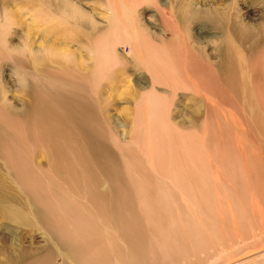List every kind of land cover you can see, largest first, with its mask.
Returning a JSON list of instances; mask_svg holds the SVG:
<instances>
[{
    "label": "rangeland",
    "instance_id": "rangeland-1",
    "mask_svg": "<svg viewBox=\"0 0 264 264\" xmlns=\"http://www.w3.org/2000/svg\"><path fill=\"white\" fill-rule=\"evenodd\" d=\"M115 1L116 4L119 5L118 7L119 10H121V15L124 17H130L125 5L131 0ZM106 2L107 0H0V69L2 70L3 81L9 84L8 88H10V86L14 88L18 82L17 80L20 79L28 80L32 86H36V84L41 87L42 85L46 86L45 84L49 86V83L51 82L49 75L63 78L62 75L66 72L71 73L75 78L77 77L74 81L79 79L83 81L82 83L86 86L83 95L86 98L87 103L92 105L93 114L97 117V122L103 127L105 136L108 138V150L111 156V162L116 165V169L120 172L119 177L122 178V180L128 178L135 180L138 175L140 176L141 196H138L135 200V198H133L135 197L134 192L131 187L128 188L129 191L126 189L125 193L123 192L132 197L131 205L128 207L127 211L131 212L133 216H140L141 213V227L147 232V235L144 237L146 242H152L155 240L156 243H160L161 241L174 243V250H176L175 253L177 254L174 255L175 253H172L173 257L176 256L175 258H178L180 256L181 258L178 259H183V262L177 264H225V262L228 261V258L234 255V252L238 253L243 249L251 252L263 247L264 0H216V3H219V6L224 3L226 6L225 13L228 15L237 14L238 16L237 12L239 11L242 20L249 24V28L252 32V40L258 41V44L256 45V48L252 49L249 45V56L242 50H239V54H236L235 62L238 67H236L235 73L238 76V79L240 78L238 82L239 84L237 85V91H235L236 94L231 92L228 86L224 84V90L220 89L221 92L220 90L217 91L215 88L217 84L213 81H211L212 83L207 81L197 82L196 85H198V91H192V87L190 86L188 87L190 90L181 88L179 91V88L176 90L174 96L168 95V93L166 94L165 89L159 87L157 92L161 95H159L160 100L162 99L161 101L163 102L165 109L168 110L162 113L164 115L159 118L165 121L167 130L164 126H157V124L152 127L146 125V116L143 112L141 113V111L136 119L135 109L140 103V99L136 93L140 92L138 88L134 86L133 82L134 78L137 80L145 74L141 69H135L132 65H128V68L125 69L124 66H122L123 63L121 64L118 60L119 65L112 68L110 71L103 72L105 74L98 79L99 81H95V83L92 79L95 72V70H93L96 64L95 61L99 58H105L107 61H110V59H113L114 57L119 58L122 61L125 60L121 55L123 49L119 46L114 48L110 46L109 39L105 41L101 48L95 45L98 44L99 38L97 36L98 34H96L97 31L94 25L96 24L98 26L100 24L105 28L112 20H109V14L107 13L109 6ZM151 4L153 5V3ZM152 5L146 3L145 5L136 6L135 3L136 7L133 13L136 23H138L139 20V25H144L143 32L146 35L148 32H151L157 37H159L158 34L160 33L163 36H168L165 31H162L161 26H159L161 24L157 21ZM169 15L172 18L173 23L176 16L174 13ZM187 20V16H179L178 26L181 29V33H178L177 31V35H181L186 42H190V37H194L198 31L194 28L192 22ZM79 25H84L87 29L81 28ZM101 26H99V29ZM202 34H205V32ZM214 35L218 36L216 35V32H214ZM220 36L221 34H219V37ZM103 37L108 38L105 35ZM103 37L102 41L105 39ZM96 38L98 39L96 40ZM230 45H232V42ZM100 50H102V52ZM210 50L209 46L205 49L206 53H211ZM103 54L105 57L102 56ZM210 58L208 59L209 61ZM198 62L202 68V74L213 77L215 76L213 68L211 69L209 64H206V62L202 60H198ZM103 66L107 65L103 64ZM65 77H67V79H65L66 82L69 83L71 78L69 76ZM84 79L85 81L88 79V81H86L87 84ZM72 82L73 81L71 80V83ZM140 86L144 87L145 83L143 85L140 84ZM134 94L137 98H135ZM11 96L14 97L13 103L15 102L14 105H16L19 96L15 93H9L7 95L8 98ZM206 98H209V100L211 99V102L214 103L215 106L210 109L206 108L204 104ZM137 101H139L138 104ZM160 119L158 122H160ZM94 123L93 129L95 130V133H97V128L94 127ZM203 123L204 125L206 124L204 128L202 127ZM91 126V123L87 124V127ZM131 128H133V130ZM22 131H20L18 127L16 132H20V134L14 135L17 138H21V136L24 135L27 137L26 133L28 134L30 132H28V130ZM216 133L217 138L221 142L218 144L220 148L218 154H221L220 156L223 155V157H221L220 174L215 173L216 171L208 161V157L211 155L210 152L213 151L212 148L216 146L214 143ZM164 137L166 139H164ZM109 138L114 140L113 143ZM183 138L186 139L187 148H190L191 151L193 149L196 153L197 151L201 152L204 156L203 161H206L203 162V166L198 165L196 162L189 161L190 165L188 170L190 175L191 172H193L192 170L196 171V182H192L189 174H186L185 181L188 191L182 188L181 185L178 191L174 185L170 184L169 175L167 176V179H165L164 175L167 170H169L170 174L173 173V175H175L176 171V166L173 165L174 160H167L168 158L170 159V156L169 154L167 155V151L164 147L170 148L167 145L168 140L170 139V146L176 144L178 148H180V143H182L181 139ZM151 139H156L157 146H162V150H157V157L155 156L156 160L154 163L157 165L153 164V166L160 172L159 175L152 170L147 159V141ZM55 140L59 141L57 138ZM116 145L123 147L124 150L128 152V156H124L125 159H122L116 149ZM44 151L45 147L42 150L40 148L36 149L31 157L29 154V157L32 160L31 163L34 162L35 164H39L41 162L40 164L44 168L41 172L35 169L36 166H31L32 170L34 169L37 174L36 177L40 182L39 187L43 188V175L51 173V176H49L51 177L52 183H63L66 187L73 189V193H70L72 191H68L63 195L76 205V208L82 216L81 221H83V218L93 220V218H95V211L92 209V206L84 205L79 207L75 201L72 200L74 198L73 195L78 196L79 194L80 196L81 193L76 187L78 186V183L76 184L74 175L68 174L65 177H59L58 174H54V170L52 172L50 169V162L46 151ZM215 159L217 158L215 157ZM166 162L168 165H162V163L165 164ZM47 165L49 166V171L46 172L48 168ZM231 167H233V169ZM62 168L68 171V161L62 163ZM134 168H136V170ZM93 169V175L96 177V180L100 179L96 174V169L94 167ZM0 171V173L5 174L3 170ZM127 173L130 174L127 175ZM202 175L205 176V178ZM45 176L47 177V175ZM156 176L158 177L157 180L159 185L164 184L165 186L163 185V191H158V193L154 194L155 191L152 193L154 187L151 185V180L153 177L156 179ZM207 177L209 178L207 179ZM9 182L13 188L17 190V186L15 187L11 181ZM200 183H203V189L205 190L211 187V190H207V192L203 190V198L204 196H206L205 198H207V196L214 197L219 193L218 195L221 196V198L228 200L230 202L228 205H230L228 206L226 202L222 204L223 206L220 204L214 205L213 203L206 204L207 207L204 206V208L203 206L196 205V201H200V197L198 196H201V194L195 193L192 189L195 187V184L199 185ZM124 184H126V182ZM86 185L88 186V181ZM40 188L38 192L42 191ZM143 188H146V190L149 191H146ZM133 189L135 190V187H133ZM98 191L106 193L107 188L104 185L99 186L98 188L93 185V196L94 193ZM145 193L148 197L147 195L145 197ZM142 195L147 201H145L144 197L139 198L142 197ZM168 195L173 197L175 205L174 208H172L173 210L171 209L166 214L168 216L173 215V217L178 216L182 223L177 222V224L180 226L185 225L189 228L187 231L188 238L186 237V239H184V236H178L179 240L177 239V235H174L176 234L175 231L169 229L168 226L170 223L168 220L164 219L163 215L156 221L155 225H153L150 220V217L153 214V198L156 197V202L160 203L156 210L161 211V208L163 209V206L169 201ZM184 197L188 198L187 200L190 203L189 210L193 212L190 216L187 215V213L190 212H187L186 215H182L184 207L180 205V202L182 199H185ZM96 198L97 197H94L93 203H97V207L98 205L101 206L104 210L103 213L107 215V210H111L110 205H103V201L100 198H97L96 201ZM178 198H180V200ZM47 204L50 209L51 202ZM141 205L142 207L147 206L146 212L149 213L145 214V207L142 208ZM107 206L108 208H106ZM227 206L230 207L232 211L227 212ZM25 208L27 207L22 206L23 212H25ZM139 208L141 209L139 210ZM143 209L145 213L140 212L143 211ZM178 210L181 216L177 215ZM61 216L62 212L58 211L56 219L58 223H60V219H64ZM231 216L233 219L230 218ZM74 218V215L68 216V219L71 221ZM108 221V223L111 224L108 228L110 229V233L115 234L117 229L116 223H114L111 218L108 219ZM189 221L192 222L193 225L190 224ZM152 226L157 227V229ZM146 227L148 228L146 229ZM224 227L231 229L236 227V229H227L229 231L224 235L222 233ZM191 228L197 230L195 232H198V235H195V232L193 233ZM234 230H237V232ZM149 231L152 232L150 233ZM184 232L185 231H181V233ZM152 233L155 237L150 236ZM164 233L166 236L161 239V241L160 239H157V237L164 236ZM111 238L112 237L109 236L107 241L105 239L106 242H93V247L86 242L81 243L82 245L78 249L67 250L63 252L61 256L59 254L61 253L59 249L53 247L57 254L55 256L56 261L54 264H84L80 259H92L95 251H99V257L94 259L95 261H93V264H101V253L105 252L104 254L109 255L112 252L113 247H121L124 249L125 253V246L120 242L114 245L115 239L111 240ZM45 239L47 238L43 230H34V232H30V229L19 228L12 222L0 218V264H10L8 263L10 257L13 258V260H16L20 248H42L45 245ZM167 239L170 242L167 241ZM234 242H239L240 244ZM225 244H227V248L226 250H223ZM235 244L237 245V248L234 246ZM200 248L202 250H200ZM34 249H30L32 255L38 253ZM81 250L83 253H80ZM68 253H70V255ZM77 260L78 262H75ZM13 264L16 263L13 262Z\"/></svg>",
    "mask_w": 264,
    "mask_h": 264
},
{
    "label": "bare ground",
    "instance_id": "bare-ground-1",
    "mask_svg": "<svg viewBox=\"0 0 264 264\" xmlns=\"http://www.w3.org/2000/svg\"><path fill=\"white\" fill-rule=\"evenodd\" d=\"M106 3H108L109 6V10L107 12L109 14V20H112L105 28H103L100 24L98 26L96 24L94 25L97 31L96 34H98L97 36L99 38H96V40L98 39L99 41L98 44L95 45L101 48L105 41L109 39L110 46L113 48L119 46L123 49L121 55L125 60L122 61L121 59L114 57L113 59H110V61H107L105 58H99L95 61L96 64L93 69L95 72L92 79L94 82L99 81L98 79L105 74L103 72L110 71L112 68L117 67L119 65V61L121 64L123 63L122 66H124L125 69L128 68V65H132L135 69H141V71L145 74L140 77L141 79L139 78L140 80H136V78H134L133 82L134 86H136L140 92L136 93L140 99V103L137 101V104H139L135 109L136 119L141 111V113L143 112L146 116V125L152 127L157 124V126H164L167 130L165 121L159 118L164 115L162 113L168 111L165 109L164 104L161 101L162 99L160 100L161 95L157 92L159 87L164 88L166 94L168 93V95L174 96L176 90L179 88V91L181 88L187 90L190 86L192 87V91H198V85H196L197 82L207 81L212 83L211 81H213L217 84V86H215L217 91L220 89L224 90V85H227L231 92L235 93V91H237V85L239 84L238 82L240 78L238 79V76L235 73V69L238 67L235 62L236 54H239V50H242L249 56V45L252 49L256 48V45L258 44V41L252 40V32L249 28V24L242 20L239 15V11L237 12L238 16L237 14L228 15L225 13L226 6L224 3L219 6V3H216V0H131L125 5L130 17H124L121 15V10H119V5L116 4L115 0H107ZM135 3L136 6L145 5L146 3L152 5L151 3H153L152 7L154 8L157 21L161 24L159 26H161L162 31H165L168 36H163L160 33L158 34L159 38L154 36L151 32V34L149 32L147 35L144 34V25H139L140 21L138 20V23H136V20L134 19L133 11L136 7ZM173 13L176 16V19L172 23V18L169 14ZM180 15L187 16L188 20L192 22V25L198 31L194 37L189 36L190 39H188L190 42H186L181 35H177L178 33H181V29L178 26ZM79 26L87 29L84 25ZM99 26H101L100 29ZM203 32H205V34H202ZM214 32H216V35L218 36H215ZM219 34H221L220 37ZM104 35L108 38L103 37ZM102 37L105 38L103 40L104 42L102 41ZM231 42L232 45H230ZM208 46L211 49V53H206L205 51ZM100 51L102 52V50ZM102 56H104V54ZM209 58L210 61L208 60ZM198 60H202L206 62V64H209L211 69L213 68L215 76L213 77L202 74V68ZM103 64L107 66H103ZM62 76L63 78L56 77L55 75H49L51 80V82L49 81V86L45 83L44 84L46 86L42 85V87L37 86L38 84H36V86H32L28 80L26 81L24 79H20L17 80L18 82L14 88L11 86L8 88L9 84L3 81L2 70L0 69V170L5 172V174L0 173V218H4L5 220L12 222L19 228L30 229V232H34V230H43L47 238L45 239L46 242L42 248H20L17 259L13 260L11 257L9 259L7 258L8 263L54 264L56 261L55 256L57 254L55 253L56 250L54 251L53 247H57L59 249L61 252L59 254L61 256V254L67 250L78 249L82 245L81 243L86 242L93 247V242L105 241V239L107 241L109 236L112 237L111 240L115 239L114 245L120 242L125 246L126 251L124 253V249L121 247H113V250L109 255L104 254L105 252L101 253V264H177L183 262V259H178L181 258L180 256L175 258L176 256L173 257L172 255V253H175L176 251L174 250V243H171L168 239L167 241L170 243L161 241V239L166 236L165 233L164 236L157 237V239H160V243H156L155 240L152 242H146L144 240L147 232L141 227L142 215L140 213V218V216H133L131 212L127 211L128 207L131 205L132 197L129 194H124L126 189L129 191L128 188L131 187L134 192L135 197L133 198H135V200L138 196H141L140 194L142 191L140 190V176H135V180L128 178L126 179L127 181L122 180V178L119 177L120 172L116 169V165L111 162L112 160L108 150V138L105 136L103 127H101V125L97 122V117L93 114L92 105L87 103L86 98L83 95L86 90L85 84L82 83L83 81L81 79H79L80 81L76 80L77 82L74 81L77 77H73L71 73L66 72ZM65 76H69L71 78L69 83L66 82L65 79H67V77ZM71 80L74 83H71ZM86 81H88V79ZM86 81L85 83L87 84ZM144 83V87L140 86V84L143 85ZM9 93H15L19 96L17 98L16 105H14L15 102L13 103L14 97H7ZM136 95L134 94L135 98H137ZM204 104L206 108L209 109L215 106L209 98L204 100ZM159 119L160 122H158ZM88 123H91L92 126L87 127ZM93 123L94 127L97 128V133H95V130L93 129ZM205 125L203 123L202 127L204 128ZM18 127L20 131H30L28 134L26 133L27 137L24 135L21 136V138H17L14 135L20 134V132H16ZM133 128L131 129L133 130ZM23 137H26V140ZM56 138L59 141H56ZM164 139L166 138L164 137ZM110 140L113 143L114 140ZM181 140L182 143H180V148H178L176 144H172V146H170V139L167 143L170 148L164 147L167 151V155L169 154L170 156V159L168 158L167 160H174L173 165L176 166L175 175H173V173L170 174L169 170H167L164 175L165 179H167V176L169 175L170 184L174 185L178 191L180 189V185L188 191L185 181L186 174H189L192 182H196V171L192 170L194 173L191 172L190 175L188 170L190 165L189 161L196 162L200 166H203V162L206 161H203L204 156L201 152L197 151L196 153L193 149L191 151L190 148H187L186 139L183 138ZM147 142V159L149 161V165L152 170L159 175L160 172L153 166V164H156L154 163L156 160L155 156L157 157V150H162V146H157L156 139H151ZM214 143L216 146L212 148L213 151L210 152L211 155L208 157V161L216 171L215 173L218 174L219 170H221L220 164L221 157H223V155L220 156L221 154H218V151L220 150L218 144L221 142L217 138V133ZM118 145H116V149L122 159H125L124 156H128V152L124 150L123 147ZM44 147L50 162V169L52 172L54 170V174H58L59 177H65L68 174L74 175V179H76L75 182L76 184L78 183V186H75L81 193L80 196L79 194L78 196L73 195L74 198L72 200L75 201L79 207L84 205L92 206V209L95 211V218H93V220L83 218V221H81L82 216L76 208V205L63 195L73 189L66 187L63 183H52L50 177L51 173L45 174L47 177L43 175V188L39 187L40 182L36 177L37 174L34 169L32 170L31 166H36L37 168L35 167V169H37V171H41L44 168L40 164L41 162L39 164H35L34 162L31 163L32 160L30 157L31 155L33 156L36 149L40 148L42 150ZM215 157L217 159H215ZM66 161H68V171L62 168V163H65ZM162 165L168 164L166 162L165 164L162 163ZM93 167L96 169V174L100 177L98 180H96V177L93 175ZM136 168L134 169L136 170ZM231 168L233 169V167ZM48 169L49 166L46 172L49 171ZM128 174L130 173H127V175ZM203 177L205 178V176ZM157 178L158 177L156 176V179L153 177L151 180V185L154 187L152 193L155 191L154 194L158 193V191H163L164 184L159 185ZM208 178L209 177H207V179ZM9 181H11L15 187L17 186V190L13 188ZM87 181L89 187L86 185ZM124 181L126 184H124ZM202 184L203 183H200L199 185L195 184V187L192 189L195 193L201 194V196H198L200 197V201H196V205L203 206L204 208L206 204L211 203L214 205H222L225 202L228 205V203H230L225 198H221V196L218 195L219 193L214 197L207 196V198H205L206 196H204L203 198V190L205 189H203L204 187ZM93 185L96 186V188L104 185L107 188V192L102 193L98 191L94 193L93 196ZM133 187H135V190ZM39 188L40 190L42 189V191L38 192ZM144 190H146V188ZM207 190H211V187ZM207 190H205V192H207ZM73 192L74 191L70 193ZM144 195L146 197L147 194L145 193ZM94 197L100 198L104 202H102L103 205H110L111 210H107V215L103 213L104 210L101 206L98 205L97 207V203H93ZM143 197L144 196L142 195V197L139 198ZM184 198L185 199H182L180 202V205L184 207L182 215H186L187 212H190L187 213V215L190 216L193 212L189 210L190 203L187 200L188 198ZM178 199L180 200V198ZM145 201H147L146 198ZM49 202H51L50 209L47 204ZM152 202H154V206L152 208L153 214L151 213L152 215L150 217L152 224L155 225L156 221L163 215L164 219L168 220L170 223L168 226L169 229L175 231L176 234H173L177 235V239L179 240L178 236H184V239H186L189 228L185 225L180 226L177 224V222H181L178 216L173 217V215L168 216L166 214L174 208L175 204L173 197L169 196V201L163 206V209L161 208V211L156 210L160 204L156 202V197L153 198ZM22 206H26L28 210L25 208V212H23ZM144 207L145 206L142 208ZM146 207L144 208L145 212ZM106 208H108V206ZM140 209L141 208H139V210ZM144 209L140 212H144ZM179 210L177 215L181 216ZM58 211L62 212L61 217L64 218L60 219L61 225L56 221ZM229 211H232L230 207H228L227 212ZM147 213L149 212H146L145 214ZM70 214L75 216L72 220L73 222L68 219V216H72ZM110 218L117 225L115 234L110 233V229H108L109 225H111L108 223V219ZM230 218L233 219L232 216ZM190 224L193 225L192 222H190ZM147 228L148 227H146V229ZM154 228L157 229V227ZM233 228L236 229V227ZM227 229L232 230L231 228L224 227L222 229V233L224 235L227 231H229ZM191 230H193V233L197 231L194 228H191ZM237 230L234 231L237 232ZM181 231L185 232L181 233ZM149 232L151 233L152 231ZM194 234L198 235V232H195ZM150 236L155 237L153 233L150 234ZM238 243L239 242L236 244ZM236 244L234 245L235 247L237 246ZM226 248L227 244L224 245L223 250H226ZM30 249H34L38 253L32 255L30 253ZM200 250L202 249L200 248ZM80 253H83L82 250ZM68 254L70 255V253ZM176 254L177 253L174 255ZM233 254L234 255L230 256L225 264H264V246L255 251L249 252V250L243 249L241 252H234ZM97 257H99V251H95L93 253L92 259L87 260L86 258H82L80 261L84 264H93V261H95L94 259ZM75 262H78V260Z\"/></svg>",
    "mask_w": 264,
    "mask_h": 264
}]
</instances>
